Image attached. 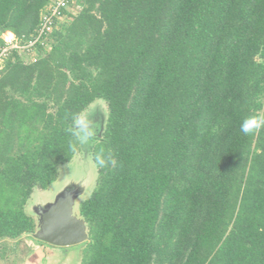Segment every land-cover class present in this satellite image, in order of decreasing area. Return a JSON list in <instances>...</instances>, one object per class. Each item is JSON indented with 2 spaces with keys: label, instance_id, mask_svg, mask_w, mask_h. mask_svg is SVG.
Here are the masks:
<instances>
[{
  "label": "trees",
  "instance_id": "1",
  "mask_svg": "<svg viewBox=\"0 0 264 264\" xmlns=\"http://www.w3.org/2000/svg\"><path fill=\"white\" fill-rule=\"evenodd\" d=\"M53 1L0 0V52ZM61 15L0 69V238L35 232L34 190L85 147L70 148L72 114L102 101L86 148L116 163L80 203L81 264H264V130L240 131L264 115V0H70Z\"/></svg>",
  "mask_w": 264,
  "mask_h": 264
},
{
  "label": "rangeland",
  "instance_id": "2",
  "mask_svg": "<svg viewBox=\"0 0 264 264\" xmlns=\"http://www.w3.org/2000/svg\"><path fill=\"white\" fill-rule=\"evenodd\" d=\"M77 10V6L71 7V11ZM8 34L10 36L7 33H2L6 43H17L16 36ZM34 53V55L40 54V52ZM32 56L27 55L26 58L29 59ZM106 111V103L102 101L95 102L88 109L89 115L93 116L94 120L98 119L101 123L100 126L104 122ZM96 179L97 166L90 151L85 146L71 161L59 166L58 178L47 189L34 190L26 206V212L35 219L36 230L31 234L24 233L16 239L0 238V264H81L82 244L59 247L36 241V233L40 230L41 218L37 209L39 207L45 208L49 203L55 201L61 192L70 188L80 192L75 199L73 213L82 218L79 215L80 203L91 195Z\"/></svg>",
  "mask_w": 264,
  "mask_h": 264
},
{
  "label": "water",
  "instance_id": "3",
  "mask_svg": "<svg viewBox=\"0 0 264 264\" xmlns=\"http://www.w3.org/2000/svg\"><path fill=\"white\" fill-rule=\"evenodd\" d=\"M79 193L74 189H65L55 201L37 209L41 217L37 239L59 247L78 245L88 239L85 220L73 213Z\"/></svg>",
  "mask_w": 264,
  "mask_h": 264
},
{
  "label": "clouds",
  "instance_id": "4",
  "mask_svg": "<svg viewBox=\"0 0 264 264\" xmlns=\"http://www.w3.org/2000/svg\"><path fill=\"white\" fill-rule=\"evenodd\" d=\"M99 128V123L93 119V116L89 115L87 109L73 113L71 123L66 128L67 134L72 137L70 148L75 151L77 145L81 147L89 145L99 137ZM261 130H264V115H250L244 118L240 125V131L245 135H255ZM94 161L100 169L116 163L112 153L110 151L105 152L103 149L95 154Z\"/></svg>",
  "mask_w": 264,
  "mask_h": 264
},
{
  "label": "built area",
  "instance_id": "5",
  "mask_svg": "<svg viewBox=\"0 0 264 264\" xmlns=\"http://www.w3.org/2000/svg\"><path fill=\"white\" fill-rule=\"evenodd\" d=\"M69 1L70 0H54L53 3L46 8V10L42 13L41 24L37 29L36 37L27 40V42H25L24 44H21L18 40L15 44L6 43L7 46L5 45L0 52V67L3 65L2 63L4 58L10 52V50L14 48L33 49L35 46H37L38 42H40L41 45L45 46L49 35L56 25V19L62 18L61 10L68 7Z\"/></svg>",
  "mask_w": 264,
  "mask_h": 264
}]
</instances>
